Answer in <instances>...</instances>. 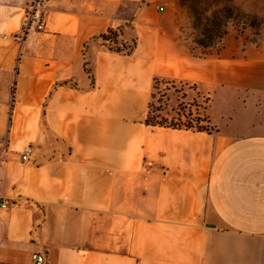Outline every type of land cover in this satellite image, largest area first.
Returning a JSON list of instances; mask_svg holds the SVG:
<instances>
[{
  "label": "crops",
  "instance_id": "0c3cea01",
  "mask_svg": "<svg viewBox=\"0 0 264 264\" xmlns=\"http://www.w3.org/2000/svg\"><path fill=\"white\" fill-rule=\"evenodd\" d=\"M35 1L0 0V264H264V42L197 55L178 0H44L26 28ZM156 78L211 129L148 125Z\"/></svg>",
  "mask_w": 264,
  "mask_h": 264
},
{
  "label": "rangeland",
  "instance_id": "374dc122",
  "mask_svg": "<svg viewBox=\"0 0 264 264\" xmlns=\"http://www.w3.org/2000/svg\"><path fill=\"white\" fill-rule=\"evenodd\" d=\"M235 5L241 10L237 16V23L242 28L244 27L243 12L258 15L262 20L258 23L257 30L246 27L243 32H239L235 26H230L229 35L226 37L211 55L221 56L226 53V48L236 50L243 48L244 45L259 46L264 42V0H235ZM30 19L26 28L33 25L37 28V22ZM170 20L176 26V30L180 38L186 40L191 46V35L189 20L186 11L178 0L175 5L171 7ZM38 29V28H37ZM39 30V29H38ZM27 31V29L25 30ZM117 43L113 41L107 42L112 47L132 46L133 43H122L121 38L118 37ZM197 55L206 56L201 54L199 50L194 52ZM209 54V55H210ZM208 55V54H207ZM188 83L173 81L171 79H160L154 89V96L152 102V119L168 125H193L202 126L211 129L208 122L206 107L208 106L206 98L198 101L192 100L189 97L188 90H190ZM196 98V97H195Z\"/></svg>",
  "mask_w": 264,
  "mask_h": 264
},
{
  "label": "trees",
  "instance_id": "16d2710c",
  "mask_svg": "<svg viewBox=\"0 0 264 264\" xmlns=\"http://www.w3.org/2000/svg\"><path fill=\"white\" fill-rule=\"evenodd\" d=\"M181 4L186 11L189 20L190 35H191V50L194 53L199 50L201 54L207 55L216 50V48L224 42L229 35L230 26H235L239 32H243L246 27L257 30L258 23L262 20L261 17L251 13L243 12L245 19L244 27H240L237 23L238 13L240 9L235 5V0H181ZM120 30L110 29L106 34L100 36L105 41H113L117 43V39L121 35ZM123 47H112L118 52L130 53L132 46L122 45ZM159 79H155L154 88ZM154 96V94H153ZM152 102H150L149 113L146 123L151 126H167L174 128H188L198 131H209L208 128L202 126H193L188 124L183 125H168L163 121L158 122L152 119Z\"/></svg>",
  "mask_w": 264,
  "mask_h": 264
},
{
  "label": "built area",
  "instance_id": "2783aa9c",
  "mask_svg": "<svg viewBox=\"0 0 264 264\" xmlns=\"http://www.w3.org/2000/svg\"><path fill=\"white\" fill-rule=\"evenodd\" d=\"M44 0H36L32 6L30 7L29 9V17H28V21L30 19L33 20V22H37V28L39 30H42L44 29L45 27V20L44 18L39 14V6L42 4ZM164 9V8H162ZM31 20V21H32ZM28 21H27V24H28ZM0 146H1V157H4L6 158L10 152V149L8 147V144L6 142V139L3 138L1 135H0ZM33 154V147L32 145H27L23 151L21 152V159L23 161H28L30 160L31 156ZM0 206L1 207H4L6 208L8 206V202L6 201H1L0 202ZM33 264H49L48 263V258H47V255L45 253H42V252H36L34 255H33Z\"/></svg>",
  "mask_w": 264,
  "mask_h": 264
}]
</instances>
